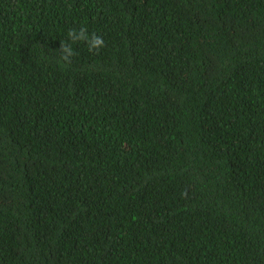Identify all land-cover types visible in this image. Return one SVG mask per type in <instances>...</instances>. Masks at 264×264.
Segmentation results:
<instances>
[{
	"label": "trees",
	"instance_id": "1",
	"mask_svg": "<svg viewBox=\"0 0 264 264\" xmlns=\"http://www.w3.org/2000/svg\"><path fill=\"white\" fill-rule=\"evenodd\" d=\"M0 264H264V0H0Z\"/></svg>",
	"mask_w": 264,
	"mask_h": 264
},
{
	"label": "clouds",
	"instance_id": "2",
	"mask_svg": "<svg viewBox=\"0 0 264 264\" xmlns=\"http://www.w3.org/2000/svg\"><path fill=\"white\" fill-rule=\"evenodd\" d=\"M83 42L87 45L88 51L98 53L104 46L102 36L95 32H89L86 27L69 29L66 34V39L60 43L58 51L53 55H45L46 57H54L58 54L57 63L61 66H67L72 63V58L76 55L73 44Z\"/></svg>",
	"mask_w": 264,
	"mask_h": 264
}]
</instances>
